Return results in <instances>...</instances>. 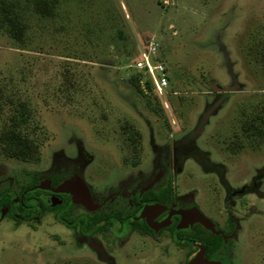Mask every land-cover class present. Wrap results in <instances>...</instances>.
Returning <instances> with one entry per match:
<instances>
[{
    "label": "rangeland",
    "instance_id": "374dc122",
    "mask_svg": "<svg viewBox=\"0 0 264 264\" xmlns=\"http://www.w3.org/2000/svg\"><path fill=\"white\" fill-rule=\"evenodd\" d=\"M18 1L28 3L0 0V167L87 158L91 182L122 160V144L149 140L132 160L150 161L154 135L177 145L180 192L225 200V219L242 218L246 264H264V0H29L25 17ZM152 43L169 75L160 95L135 68ZM57 221L0 224V264H109Z\"/></svg>",
    "mask_w": 264,
    "mask_h": 264
},
{
    "label": "flooded vegetation",
    "instance_id": "af4514ba",
    "mask_svg": "<svg viewBox=\"0 0 264 264\" xmlns=\"http://www.w3.org/2000/svg\"><path fill=\"white\" fill-rule=\"evenodd\" d=\"M215 110L208 109L192 137L203 132ZM150 139V161L140 165L142 161L132 160L135 154L145 159L149 140L141 139L132 148L122 144L126 150L122 160L111 168L98 165L91 182L85 178L91 163L87 158L67 162L62 169L0 167V224L36 230L38 224L56 217V224L76 242L93 248L109 264H189L199 254L220 264H246L249 255L239 234L241 216L228 210L225 219V200L200 202L198 193L187 197L180 192L184 167L177 145L167 151L154 135ZM125 141L130 142V137ZM198 162L207 161L202 157ZM235 203L258 209L253 202ZM210 208L216 210L211 213ZM199 213L210 227L197 219Z\"/></svg>",
    "mask_w": 264,
    "mask_h": 264
},
{
    "label": "built area",
    "instance_id": "2783aa9c",
    "mask_svg": "<svg viewBox=\"0 0 264 264\" xmlns=\"http://www.w3.org/2000/svg\"><path fill=\"white\" fill-rule=\"evenodd\" d=\"M158 44L152 43L149 51L143 52L140 60H136L135 68L150 79L154 92L166 93L169 87V75L166 63L158 57Z\"/></svg>",
    "mask_w": 264,
    "mask_h": 264
},
{
    "label": "water",
    "instance_id": "95a60500",
    "mask_svg": "<svg viewBox=\"0 0 264 264\" xmlns=\"http://www.w3.org/2000/svg\"><path fill=\"white\" fill-rule=\"evenodd\" d=\"M212 87L216 90H227L228 88H223L221 87L219 84H213ZM84 184V183H83ZM81 184V188H84L86 190L85 185ZM66 187V183L62 184L60 189L64 190ZM197 219L201 222H203L204 224H206L207 226L210 227V222L206 219L205 215H203V213H199ZM189 264H220L218 262H214V261H207L206 259H204L203 256H201L200 254L193 259Z\"/></svg>",
    "mask_w": 264,
    "mask_h": 264
},
{
    "label": "trees",
    "instance_id": "16d2710c",
    "mask_svg": "<svg viewBox=\"0 0 264 264\" xmlns=\"http://www.w3.org/2000/svg\"><path fill=\"white\" fill-rule=\"evenodd\" d=\"M27 1H28L27 5H25V4H23V3L20 4L19 1L17 2L18 5H21V8H22V9H21V16H22V17L24 16V14H25V16H26L27 9H29L28 7H29V4H30V1H29V0H27ZM40 1H42V0H40ZM44 1L47 2V0H44ZM56 2L59 3V0H56ZM25 16H24V17H25ZM45 16H47V14H45V12H42L41 17H45ZM19 30H20L19 33H21V40H23V38H22V34L24 33V29L19 28ZM146 84H147V86H148L149 91H150L151 93H154L153 86H152V83H151L150 79H147Z\"/></svg>",
    "mask_w": 264,
    "mask_h": 264
}]
</instances>
